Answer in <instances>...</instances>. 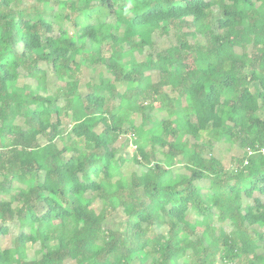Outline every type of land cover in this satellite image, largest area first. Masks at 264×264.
<instances>
[{
	"label": "trees",
	"instance_id": "16d2710c",
	"mask_svg": "<svg viewBox=\"0 0 264 264\" xmlns=\"http://www.w3.org/2000/svg\"><path fill=\"white\" fill-rule=\"evenodd\" d=\"M261 110L264 0H0V264H264Z\"/></svg>",
	"mask_w": 264,
	"mask_h": 264
},
{
	"label": "rangeland",
	"instance_id": "374dc122",
	"mask_svg": "<svg viewBox=\"0 0 264 264\" xmlns=\"http://www.w3.org/2000/svg\"><path fill=\"white\" fill-rule=\"evenodd\" d=\"M97 18L94 19V21H96ZM66 27L71 31V32H74L75 31V28L72 27L70 24H67ZM122 28H118L116 31L118 33H121L122 32ZM207 36H204V35H201L199 34L195 39H193L192 37L190 38V41L195 43V42H201V43H206L207 42ZM178 43V38L176 37L175 34H173L172 32L169 34V35H166V36H162V38H160V40H158L157 42V49L158 50H165L166 48L168 47H171L175 44ZM102 53L104 55H108L109 53H111V49L108 47V45H103L102 46ZM86 70L88 71V74L93 77H96L101 71H102V68L101 66H97V65H92V66H86L85 67ZM52 79V78H50ZM22 81V80H21ZM55 84L51 83L50 87L51 88H54ZM253 90H255V87H253ZM259 114L260 116L264 117V110H261L259 111ZM123 115L124 117L126 118V120L129 122L131 120H133V114L129 111H123ZM138 122H140V119H141V116L140 115H137L136 118H135ZM71 129V122L69 119H63V125L61 127V130H62V133L64 135V137L67 136L68 132L70 131ZM212 140H214V138H212ZM118 144L120 145V149L122 150V152L126 153L127 156H131V153L133 152L135 146L134 144L132 145L131 144V141H130V138L127 136H123L121 137V139L119 140ZM238 144V143H237ZM228 145L227 144H224L222 142H214V147H213V154L217 157H219L225 165H228L229 164V159H230V155H241L243 154V150H238V149H234L233 151L230 150V151H226ZM69 155V153H66L65 156L67 157ZM132 163V162H131ZM133 170H137V165H133L131 164L130 166ZM100 203L97 202L95 204L96 207H99ZM192 215H193V212H192ZM215 225L217 227H219V225L221 226L220 222L215 219ZM226 227L228 228V225H226ZM260 231H263L264 232V228H258ZM17 231V227L16 226H13L12 227V230H11V234L10 235H7L3 238H1V244L4 246V244L6 243H10V241L13 239L14 235H15V232ZM218 264L221 263V261L218 259Z\"/></svg>",
	"mask_w": 264,
	"mask_h": 264
},
{
	"label": "built area",
	"instance_id": "2783aa9c",
	"mask_svg": "<svg viewBox=\"0 0 264 264\" xmlns=\"http://www.w3.org/2000/svg\"><path fill=\"white\" fill-rule=\"evenodd\" d=\"M263 153H264V147L262 148V150H261Z\"/></svg>",
	"mask_w": 264,
	"mask_h": 264
}]
</instances>
